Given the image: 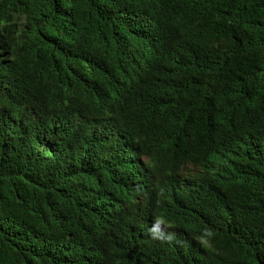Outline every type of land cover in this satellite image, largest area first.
<instances>
[{"label":"trees","instance_id":"1","mask_svg":"<svg viewBox=\"0 0 264 264\" xmlns=\"http://www.w3.org/2000/svg\"><path fill=\"white\" fill-rule=\"evenodd\" d=\"M0 264H264V0H0Z\"/></svg>","mask_w":264,"mask_h":264},{"label":"bare ground","instance_id":"2","mask_svg":"<svg viewBox=\"0 0 264 264\" xmlns=\"http://www.w3.org/2000/svg\"><path fill=\"white\" fill-rule=\"evenodd\" d=\"M156 49V48H155ZM166 59V58H165ZM172 65V64H171ZM127 75V74H126ZM230 130V129H229ZM232 135V134H231ZM228 142V141H227ZM225 149V148H224ZM226 151V150H225ZM198 167V166H197ZM201 199V198H200ZM190 201V200H189ZM178 216V215H177Z\"/></svg>","mask_w":264,"mask_h":264}]
</instances>
